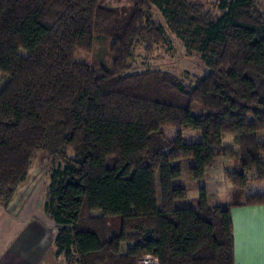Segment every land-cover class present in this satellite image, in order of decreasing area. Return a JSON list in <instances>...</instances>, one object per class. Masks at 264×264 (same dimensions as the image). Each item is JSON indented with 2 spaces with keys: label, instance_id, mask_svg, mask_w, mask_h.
I'll return each instance as SVG.
<instances>
[{
  "label": "trees",
  "instance_id": "1",
  "mask_svg": "<svg viewBox=\"0 0 264 264\" xmlns=\"http://www.w3.org/2000/svg\"><path fill=\"white\" fill-rule=\"evenodd\" d=\"M134 1L118 9L103 0H0V71L8 76L0 201L46 151L59 160L47 167L42 209L66 264H234L229 206L209 205L204 187L196 207L177 206L187 187L171 162L191 158L190 176L202 179L218 158L235 155L222 146V135L234 134L239 167L228 180L244 191L242 203H264L263 1L220 0L212 18L188 0ZM146 6L199 54L204 70L191 85L131 69L133 45L163 30ZM94 39H110L111 69L76 59ZM187 129L201 140L184 142Z\"/></svg>",
  "mask_w": 264,
  "mask_h": 264
},
{
  "label": "crops",
  "instance_id": "2",
  "mask_svg": "<svg viewBox=\"0 0 264 264\" xmlns=\"http://www.w3.org/2000/svg\"><path fill=\"white\" fill-rule=\"evenodd\" d=\"M226 171L217 179L205 174L197 186L205 188L207 201L212 198L214 205L230 208L234 264H264V203H242L243 192L232 201ZM43 178L46 181L38 175L26 182L27 174L9 202L0 201V264H66L63 255H56V226L42 209Z\"/></svg>",
  "mask_w": 264,
  "mask_h": 264
},
{
  "label": "rangeland",
  "instance_id": "3",
  "mask_svg": "<svg viewBox=\"0 0 264 264\" xmlns=\"http://www.w3.org/2000/svg\"><path fill=\"white\" fill-rule=\"evenodd\" d=\"M188 1L196 4L201 12L207 17H217L221 13L218 8L220 0ZM262 1L264 7V0ZM134 4V0H103V5L108 8L130 9ZM143 11L145 17L149 18L150 22H154V25H162L163 30L162 32L155 31L158 35L151 34V36H149L148 34L146 35L145 40L139 39L137 43L133 45L132 55L129 59L131 69L138 71H143L145 69L167 71L180 79L184 84L191 85L196 77L204 70V65L199 54L184 47L183 42L168 29L165 23V18L155 7L146 6ZM110 42V39H94L91 50L89 52H77L76 59L85 61L94 66H103L106 69H111L113 56L109 50ZM149 42H152L150 46L148 45ZM21 53L23 55L25 54L23 51H21ZM7 79L8 76L0 71V90L5 85ZM201 110L202 108L200 104H193L192 113L194 115L201 113ZM172 132L174 134L172 129H166L165 133L167 136H171ZM257 134L258 139L264 141V131H260ZM231 136L234 138L235 135L229 133L222 135V146L227 149H233L236 152L235 155L220 157L213 167L207 169L206 175L217 179L222 169L227 170V175L229 171L239 167V147L235 140L233 142L231 141ZM182 139L184 142L188 143L198 142L201 140V134L198 130H184L182 131ZM51 158L46 151H36L31 161L28 173L29 179L26 180V182H30L29 180L31 178H35L38 175H43V177L46 176L48 165L51 164L54 166L59 160L58 157L53 160ZM192 163L193 160L191 158L178 159L171 162L172 167H180L181 176L177 178V182L182 183L187 187L186 197L179 200V202L176 203L177 206L196 207L195 203L198 201L199 197V186H197V182L199 181L198 179H193L189 174L188 167L191 166ZM248 176H253V174L249 173ZM43 182H45L44 178ZM220 185H222V183ZM232 190H229V197L232 201H235L236 197L241 195L242 192L244 193L243 190L234 187ZM213 201L212 198H209L208 204L214 205L215 203Z\"/></svg>",
  "mask_w": 264,
  "mask_h": 264
},
{
  "label": "built area",
  "instance_id": "4",
  "mask_svg": "<svg viewBox=\"0 0 264 264\" xmlns=\"http://www.w3.org/2000/svg\"><path fill=\"white\" fill-rule=\"evenodd\" d=\"M135 264H158V263L150 258H139L135 261Z\"/></svg>",
  "mask_w": 264,
  "mask_h": 264
}]
</instances>
